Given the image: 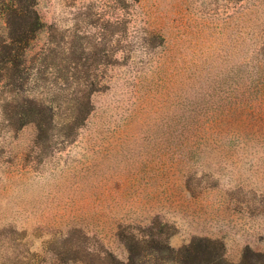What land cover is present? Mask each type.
I'll return each instance as SVG.
<instances>
[{"label":"rangeland","instance_id":"obj_1","mask_svg":"<svg viewBox=\"0 0 264 264\" xmlns=\"http://www.w3.org/2000/svg\"><path fill=\"white\" fill-rule=\"evenodd\" d=\"M0 264H264V0H0Z\"/></svg>","mask_w":264,"mask_h":264},{"label":"trees","instance_id":"obj_2","mask_svg":"<svg viewBox=\"0 0 264 264\" xmlns=\"http://www.w3.org/2000/svg\"><path fill=\"white\" fill-rule=\"evenodd\" d=\"M31 113H32L33 115H34V114L37 115L38 113L41 114L42 112H40V111L38 112V111L32 109ZM48 116L51 118L52 115L50 114V115H48ZM25 122H32V120H31V119H26Z\"/></svg>","mask_w":264,"mask_h":264}]
</instances>
